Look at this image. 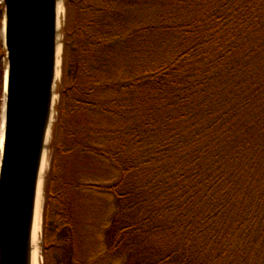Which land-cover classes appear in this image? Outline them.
Wrapping results in <instances>:
<instances>
[{
  "label": "trees",
  "instance_id": "trees-1",
  "mask_svg": "<svg viewBox=\"0 0 264 264\" xmlns=\"http://www.w3.org/2000/svg\"><path fill=\"white\" fill-rule=\"evenodd\" d=\"M64 2L45 263L77 229L80 157L120 172L99 185L116 203L103 256L264 264V0Z\"/></svg>",
  "mask_w": 264,
  "mask_h": 264
},
{
  "label": "water",
  "instance_id": "water-1",
  "mask_svg": "<svg viewBox=\"0 0 264 264\" xmlns=\"http://www.w3.org/2000/svg\"><path fill=\"white\" fill-rule=\"evenodd\" d=\"M2 4L6 70L0 264H33L41 242L37 246L35 238L41 183L48 178L45 168L60 98L65 2L2 0Z\"/></svg>",
  "mask_w": 264,
  "mask_h": 264
},
{
  "label": "rangeland",
  "instance_id": "rangeland-1",
  "mask_svg": "<svg viewBox=\"0 0 264 264\" xmlns=\"http://www.w3.org/2000/svg\"><path fill=\"white\" fill-rule=\"evenodd\" d=\"M0 4H2V0H0ZM64 8L62 4V21H64ZM0 43H2L4 47V30L2 26L0 27ZM4 68L6 70L5 59ZM3 101L4 97L2 98V104ZM2 110L3 105H1L0 126L2 123ZM51 157L52 150L47 156L46 175H48L50 171ZM74 162L79 172L78 175L76 174L77 179L83 185L74 193L77 229L70 232L67 229L65 230L59 227L58 231H60V238L57 242L59 247L57 250L51 249L52 252H50V254L52 253V255H54L57 261L56 263H54L53 260L49 263L47 259V263H45V257H42L43 255L41 253L42 246L40 242L41 264H62L64 255L63 252L60 251V247L63 241L68 242L71 252V258L66 259L68 260V264H123L125 261L123 256L102 255L106 249L105 227L116 212V203L111 193L105 191V189L99 188L101 185L114 182L118 178L120 172L108 161L80 166V157H78L74 159ZM81 170L83 172H81ZM46 182H44V192ZM45 201L46 196L44 193V204ZM54 229L57 231L56 226ZM40 241H42V236L40 237ZM63 264H65V262Z\"/></svg>",
  "mask_w": 264,
  "mask_h": 264
},
{
  "label": "bare ground",
  "instance_id": "bare-ground-1",
  "mask_svg": "<svg viewBox=\"0 0 264 264\" xmlns=\"http://www.w3.org/2000/svg\"><path fill=\"white\" fill-rule=\"evenodd\" d=\"M59 54H60V49H59ZM2 105H3V110H2V123H1V126H0V129H1L0 130V149L2 148L1 144H2L3 133H4L3 123H4L5 97H4V101H3ZM46 166H47V162H46ZM41 188L42 189H41V195H40V199H39L38 213H37V216H36V228H35V238H36L37 246L39 244L41 231H42V212H43V204H44V182H43V180H42V183H41ZM33 264H41L40 246L37 247V249H36V251L34 253Z\"/></svg>",
  "mask_w": 264,
  "mask_h": 264
}]
</instances>
